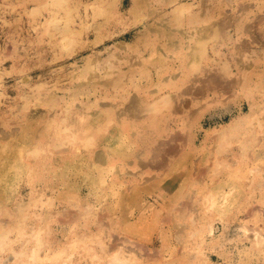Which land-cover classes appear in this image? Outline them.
Wrapping results in <instances>:
<instances>
[{"label":"rangeland","instance_id":"374dc122","mask_svg":"<svg viewBox=\"0 0 264 264\" xmlns=\"http://www.w3.org/2000/svg\"><path fill=\"white\" fill-rule=\"evenodd\" d=\"M179 1L176 27L159 0H0V264H264V48L149 63L154 29L218 21ZM223 2L264 43V0Z\"/></svg>","mask_w":264,"mask_h":264},{"label":"bare ground","instance_id":"6f19581e","mask_svg":"<svg viewBox=\"0 0 264 264\" xmlns=\"http://www.w3.org/2000/svg\"><path fill=\"white\" fill-rule=\"evenodd\" d=\"M141 1L142 0H130L131 11H134L136 8L141 7ZM218 1L220 2L219 5L212 7L211 3H214L215 2L214 0H201L200 6L197 9V13L194 16L195 18H198V19H204V18L208 17L209 14L213 13V10H214V14L218 13L217 11L219 10V15L217 18L218 21L215 22L211 26H203V27H198V28L194 27L193 29H191V31L189 30L190 32H187V31L185 32L184 30H178V29H176L174 31H171L169 29H166V30H162V29L160 30L158 28L154 29L161 36V38L160 37L159 38L162 39L165 43L163 45H161V47L155 48V54H156L155 58L152 59L149 63L155 62L158 64H163L165 62L172 61L173 58L176 56V55H174L176 52H177V55L179 53L181 54L182 52H185V56H186V67L185 68L187 69L188 66L191 67V65H196L199 61H201V58L205 53L206 46L210 42L214 41V39L218 44L221 43L222 40L230 41L232 48H233V51L236 52L237 54H240L243 50H245V48L247 47V44H248L247 42H250L251 44L255 43L258 46V48H260V49L264 48V43H261V41H256V39L253 40V38L251 36H248L249 38H247V41H240L239 43H236L237 41L233 42L232 39L230 38V35H228V31L231 28L232 29L235 28L234 32L238 28V30L241 29V31L245 32L246 35H248L249 33L251 34L252 30L245 29V27L244 28L241 27L243 19H242V13H240L244 9H249L250 6L245 5V4H241V6H240V4H239L238 5L239 10L237 9L238 13H236L238 15L232 16L230 14H227L226 12L225 13L223 12L224 11L223 7H225L224 2H223L224 0H218ZM159 5H161L162 7H169L170 8L169 12H167L166 14H162L161 17L171 16V19L175 18L173 20V22L178 23V24H172V25H175L176 27L180 26V23L178 21H176L177 18L180 16H183V15L187 16V15L191 14V10L193 7V5H187V3L184 4V3L180 2L179 0H159ZM227 7L229 8V6H227ZM228 10H227V12H228ZM232 12L233 11H231V13ZM211 15H210V17H211ZM219 16H220V18H219ZM242 28H243V30H242ZM241 31H240V33H241ZM260 31L262 32V37H264V29H262ZM142 32H143L144 36L149 35L148 29H146ZM238 32L236 31V33H238ZM249 39H250V41H249ZM122 44H124V43H122ZM125 46L123 45L121 47H125ZM126 48H127V46H126ZM128 48H129V45H128ZM120 49H122V48H120ZM197 49L199 51V56H197L198 54L195 53V51H197ZM152 53H154L153 50H152ZM171 55H173V56H171ZM147 61H142V62L147 63ZM240 61L241 60L238 59L236 61V64L238 65L240 63ZM126 62H127V60H126ZM130 65H131V63H130ZM239 65H241V63ZM171 78H172V76L166 78V80H167L166 84L172 83V82H170ZM174 79H175V77H174ZM112 82H113V80L109 79V80H106L105 84L107 86H111ZM166 84H164V85H166ZM225 85L229 88L233 84H225ZM162 90H163L162 87H158L154 93L158 94ZM164 98H166V97L161 96L160 99H164ZM166 99H168V98H166ZM167 101L165 100V103H166V105L168 104L169 108H170L171 103L170 102L168 103ZM174 111H175V107H174ZM134 113H135V109H133V106H131L129 114L132 115ZM100 160H103V157L101 158L98 156L96 162L104 163V161H100ZM160 163H161L160 160L155 161L154 165L158 166ZM255 233H257V232H255ZM255 239H256L255 242H257L258 239L257 238H255ZM258 244H260V243H258Z\"/></svg>","mask_w":264,"mask_h":264}]
</instances>
